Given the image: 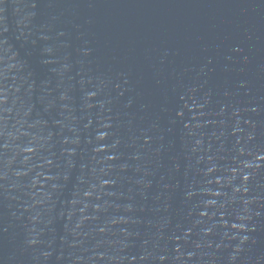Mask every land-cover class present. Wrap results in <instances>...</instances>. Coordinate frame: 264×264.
I'll return each mask as SVG.
<instances>
[{
  "label": "water",
  "instance_id": "95a60500",
  "mask_svg": "<svg viewBox=\"0 0 264 264\" xmlns=\"http://www.w3.org/2000/svg\"><path fill=\"white\" fill-rule=\"evenodd\" d=\"M0 264H264V0H0Z\"/></svg>",
  "mask_w": 264,
  "mask_h": 264
}]
</instances>
